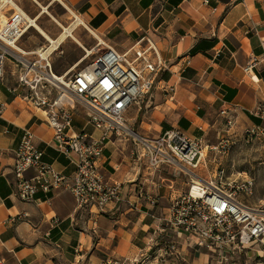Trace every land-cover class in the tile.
<instances>
[{
    "label": "crops",
    "instance_id": "1",
    "mask_svg": "<svg viewBox=\"0 0 264 264\" xmlns=\"http://www.w3.org/2000/svg\"><path fill=\"white\" fill-rule=\"evenodd\" d=\"M65 1L105 44L130 52L146 34L167 62L142 103L126 112L132 111L125 124L138 136L153 141L177 128L212 143V137L227 132L220 113L225 108L236 119L232 130L236 140L242 138L244 126L261 122L253 111L264 105V61L256 64L252 76L244 66L261 54L264 0ZM10 14L7 6L0 8V15ZM20 69L15 60H6L0 79V257L6 264H73L77 247L82 258L99 264L107 257L147 249L164 208L186 189V182L170 166L151 171L146 157L137 161L145 148L135 136L113 132L104 144L100 162L104 180L123 186L121 200L110 202L104 210L78 207L63 187L39 191L30 201L18 198L12 164L26 128L32 131L44 161L67 176L74 172L73 163L55 147L54 130L46 123L43 109L24 97ZM167 86H174L173 100L164 96ZM47 92L50 99L57 94L53 86ZM70 132L99 135L79 103L73 109ZM140 184L156 199V206L135 194ZM182 249L174 264L210 261L205 250Z\"/></svg>",
    "mask_w": 264,
    "mask_h": 264
},
{
    "label": "built area",
    "instance_id": "2",
    "mask_svg": "<svg viewBox=\"0 0 264 264\" xmlns=\"http://www.w3.org/2000/svg\"><path fill=\"white\" fill-rule=\"evenodd\" d=\"M5 6L11 11L7 18L12 24H21L22 29L29 25L25 11L15 0H3L0 8ZM3 35L0 28V79L5 74L6 60L21 65L18 81L24 87V97L43 109L46 123L54 130L56 149L74 165L73 174L67 176L44 161L43 152L33 142L32 131L24 129L12 164L13 187L19 199L30 201L39 191L47 193L63 187L72 194L78 207L95 206L104 210L110 202L121 200L123 189L121 183L106 182L100 171L104 144L113 132L135 136L145 148L141 155L137 154V161L146 157L151 171L163 165L172 167L177 176L185 177L186 189L164 208L156 225V237L147 249L133 255L107 257L99 264H174L182 247L205 250L210 256L208 264H264V194L257 202L250 201L256 190L253 177H227L223 168L216 169L213 176L198 173L206 150L227 151L237 141L236 131H232L236 119L229 109L220 112L227 132L216 143L188 136L177 128H170L149 141L124 125V114L140 103L152 88L156 74L167 68L156 44L146 34L137 41L140 44L137 48L124 53L98 39L89 50L84 48L80 61L93 51L98 55L81 70L64 78L60 75L63 81L46 77L52 74L51 54L42 58L37 52L35 61L20 60L17 47L5 41ZM260 47L261 54L244 66V72L250 76L256 64L264 61V35ZM39 60L42 65H37ZM49 86L57 90L52 99L47 92ZM174 91V86L165 87L166 99L173 100ZM76 103L87 110L98 136L70 132ZM2 112L0 103V115ZM253 115L261 122L244 126L241 140L245 144H257L264 154V105H258ZM135 194L144 197L150 205H157L142 184L135 186ZM75 252L73 264H91L82 258L79 248ZM0 264H6L1 257Z\"/></svg>",
    "mask_w": 264,
    "mask_h": 264
},
{
    "label": "rangeland",
    "instance_id": "3",
    "mask_svg": "<svg viewBox=\"0 0 264 264\" xmlns=\"http://www.w3.org/2000/svg\"><path fill=\"white\" fill-rule=\"evenodd\" d=\"M15 1L30 17L35 18L40 14L36 20L37 24L53 38H56L63 31V26L72 29L73 36H67L64 42L58 47V50L50 55L51 69L56 75H62L75 63L80 61L85 54L84 48L89 50L98 42V39H100L95 32L85 27L84 23L81 22L82 20L74 14L65 0ZM43 7H45V12H42ZM16 45L26 51H35L39 48H46L48 42L35 28L31 27L19 38ZM97 55L98 53L93 51L89 56L80 61L78 66L69 73L81 70ZM23 57L31 61L38 59L35 53L23 55ZM19 66L21 65L19 64ZM29 77L31 78L32 74H29ZM133 106L134 105H132L131 108H133ZM131 108L130 110H132ZM131 112L132 111H129L124 114L125 121ZM225 135L226 133L217 139L212 137L210 140L213 141L212 143H216ZM204 140L207 142L206 139ZM205 152L206 156L203 160V164L198 170L199 175L205 177L209 175L213 176L216 169L219 168H223L225 175L231 178L248 175L253 177L256 185L254 196L250 201L257 202L263 196L264 154L257 144H245L238 138L227 151L213 152L206 150ZM181 176L185 178L183 175Z\"/></svg>",
    "mask_w": 264,
    "mask_h": 264
},
{
    "label": "bare ground",
    "instance_id": "4",
    "mask_svg": "<svg viewBox=\"0 0 264 264\" xmlns=\"http://www.w3.org/2000/svg\"><path fill=\"white\" fill-rule=\"evenodd\" d=\"M42 12H45V7L42 8ZM24 16L28 20L29 25L28 26H22L23 27V29H22V28H20L21 24L14 25L10 22V20L7 18V16L0 15V28L2 29L3 34H4L3 39L7 42H10V43L13 42L14 43V45L17 47V52H18L17 57L20 60H24L23 55H28V54L37 53V52L42 55V58H45V56H47V54H52L54 51H57L58 47L64 42V40L67 38V36H69V35L73 36L72 29L63 26V31L56 38H53L43 28H41L37 24L36 20L40 16V14H38L35 18L30 17L26 13ZM31 27L35 28L47 40L48 46L46 48H39V49L35 50L34 52H28V51L23 50L22 48H20L16 45L18 38H20ZM79 63H80V61H78L72 67H70L67 71H65L63 73L62 77L64 78L65 76H67L71 70H73L76 66H78ZM42 64H43V62L41 60H39V63L37 65H42ZM29 66L32 67V64ZM32 69H34V67H32ZM30 74H32V73H30ZM46 77L52 81L58 80V79L63 81V78L60 77L59 75H56L54 72H52V74L46 75ZM124 125H125V122H124Z\"/></svg>",
    "mask_w": 264,
    "mask_h": 264
},
{
    "label": "trees",
    "instance_id": "5",
    "mask_svg": "<svg viewBox=\"0 0 264 264\" xmlns=\"http://www.w3.org/2000/svg\"><path fill=\"white\" fill-rule=\"evenodd\" d=\"M255 121L259 122L260 120H259V119H257V120H255Z\"/></svg>",
    "mask_w": 264,
    "mask_h": 264
}]
</instances>
